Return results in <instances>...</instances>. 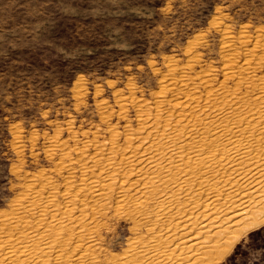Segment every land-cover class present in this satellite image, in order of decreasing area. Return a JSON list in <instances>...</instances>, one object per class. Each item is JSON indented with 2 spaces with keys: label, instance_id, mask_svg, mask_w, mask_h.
Segmentation results:
<instances>
[{
  "label": "rangeland",
  "instance_id": "obj_1",
  "mask_svg": "<svg viewBox=\"0 0 264 264\" xmlns=\"http://www.w3.org/2000/svg\"><path fill=\"white\" fill-rule=\"evenodd\" d=\"M239 138L264 144V0H0V264H264V220L227 242L264 212ZM223 173L248 193L221 215Z\"/></svg>",
  "mask_w": 264,
  "mask_h": 264
},
{
  "label": "bare ground",
  "instance_id": "obj_2",
  "mask_svg": "<svg viewBox=\"0 0 264 264\" xmlns=\"http://www.w3.org/2000/svg\"><path fill=\"white\" fill-rule=\"evenodd\" d=\"M239 118V117H238ZM195 125V124H194ZM193 126V125H192ZM193 128V127H192ZM224 131V130H223ZM225 132V131H224ZM231 133V132H230ZM224 134V133H223ZM235 135V134H234ZM188 136V135H187ZM230 135H228V137H229ZM232 136V135H231ZM231 136H230V138H231ZM203 138V137H202ZM205 138V137H204ZM227 138V137H226ZM233 138V137H232ZM228 139V138H227ZM241 138H239V139H235V140H232V139H230L231 140V143H232V145H230V146H227L226 144V146H222L220 149H217L218 151H219V153L222 151L223 153H226L227 154V156L228 157H231L232 158V162H234L235 163V167H234V170H239L240 169V167L243 165L242 163L244 162V159L246 158V157H248V156H251V158H250V160H251V162L252 163H254V164H257V165H262L263 167H264V158L260 155V154H264V144H262V143H258L257 141V145L256 144H254V143H252L251 142V140H249L247 143H245V144H243L244 142H246V141H241L240 140ZM245 139V138H244ZM229 140V139H228ZM193 141V140H192ZM224 141V140H223ZM225 141H226V139H225ZM224 141V142H225ZM229 142V141H228ZM226 143H227V141H226ZM224 144V143H223ZM259 145H260V147H259ZM160 147V146H159ZM156 148V147H155ZM160 149H162V146H161V148ZM254 149H257V151L259 152V154H256V155H253V150ZM216 150V151H217ZM217 151V152H218ZM212 152V151H211ZM160 153V152H159ZM211 154V153H210ZM213 154H215V153H213ZM208 156V155H207ZM237 156H240V157H237ZM245 156V158H242V157H244ZM239 158V159H238ZM242 158V159H241ZM210 161V160H209ZM204 162V161H203ZM206 162V161H205ZM204 162V163H205ZM158 163V162H157ZM202 163V162H201ZM160 164V163H159ZM203 165V163L201 164V166ZM206 165V166H205ZM204 166H205V169H203V174L205 173V171H213L214 170V168L216 167V162L214 161V162H209V164H207V162H206V164H205ZM201 168H204V167H201ZM180 171V170H179ZM184 171V170H183ZM182 171V172H183ZM191 170H189V172H190ZM193 171V170H192ZM191 171V172H192ZM188 173V172H187ZM168 174H169V172H168ZM167 174V175H168ZM190 174H195V172H193V173H189L188 175L190 176ZM196 175V174H195ZM191 176H193V175H191ZM255 176V174H250L249 172H247V173H245V174H242L241 175V178L244 180V181H246V183H245V185H247V184H249L250 183V180H251V178H253ZM207 177V176H206ZM205 177V179H203L202 181L204 182V183H206L207 181H208V179L209 178H206ZM222 178H223V184H222V186L220 187V186H218V184H215V183H213V186L209 183V185L210 186H212V187H210L209 189H206V187L205 186H203V184H202V187H203V190H201V192L202 191H204L205 192V200L203 199V203H202V200H201V205L203 204L205 207H206V210L207 209H209V210H211V212H216V213H221V215H223V214H225V213H227V212H229V210L230 211H236V210H239V208L241 209V208H243V199H244V196L248 193V191H246V187H244V185H243V181H241V182H238V181H235V182H231V180H230V176L229 175H227V174H222ZM183 179V178H182ZM189 179V178H188ZM241 179V180H242ZM212 180V179H211ZM215 181V180H214ZM216 181H217V179H216ZM215 181V182H216ZM219 181V180H218ZM217 181V182H218ZM220 181H222V179L220 180ZM219 181V182H220ZM181 182H185V180H182V181H179L178 183H177V189H182L184 186V184H182ZM189 182V181H188ZM191 182V181H190ZM209 182H210V180H209ZM179 185V186H178ZM190 185H192V184H190ZM188 183H186L185 182V186H187L188 187V190H190L191 189V186H190ZM206 185V184H205ZM208 185V184H207ZM208 185V186H209ZM226 186H228V187H226ZM186 187V188H187ZM186 188H184L185 189V191H186ZM188 190L186 191V192H188ZM192 190V189H191ZM162 190H160V192H161ZM185 192V193H186ZM204 192H203V194H204ZM165 193V192H164ZM188 194H191L190 192L188 193ZM185 195H187V194H185ZM193 194H191V196H192ZM190 196V195H189ZM172 197V196H171ZM200 198V197H199ZM219 198H223V200L220 202V203H217V202H215L216 200H218ZM173 199H175V198H173ZM199 200L200 199H195V201H193V207H195V206H197L198 204H200V202H199ZM163 201V203L165 204H171V202H172V199L171 198H169V196L168 195H165V197H164V200L163 199H161V201H159V202H162ZM179 201V200H178ZM177 201V202H178ZM175 202V201H174ZM175 204H177V203H175ZM180 204V203H179ZM162 205V204H161ZM161 205H160V207H161ZM187 204H185V206H186ZM162 209H163V207H161ZM175 208H177V209H175V211L174 212H176V213H179V216L181 217V218H183V217H186L187 216V213H186V209H185V207L184 206H181L180 205V207H175ZM263 208V210H264V206L262 207ZM171 209V208H170ZM169 209V210H170ZM159 210V209H158ZM261 210V209H260ZM253 211V212H251L250 214H249V216L248 215H246V217H248V218H246V221H245V223L241 226V227H236V228H234L233 230H231V234L230 235H227V242L228 243H231L232 241H234L236 238H238L244 231H246V230H248V229H250V228H252V227H254V226H256V225H258L260 222H262L263 220H264V217H263V214L262 213H264L263 211ZM235 214H237V213H235ZM231 216L232 215H226V216H220V218H222V221L224 220V219H227V221H231ZM198 219H197V217H195L194 216V219L192 220V222L195 224V223H197L198 221H197ZM212 222V221H211ZM210 222V223H211ZM202 225V224H201ZM211 235H212V233H211ZM216 235H218V233L216 234ZM17 244V243H16ZM52 246V245H51ZM23 248V247H22ZM21 248V249H22ZM27 248V247H26ZM51 248H49V250H50ZM14 250V249H13ZM25 250V249H24ZM135 250V249H134ZM143 250H145V249H143ZM14 254H15V252H13ZM138 253V252H137ZM32 256V255H31ZM34 256V255H33ZM58 255H56V257H57ZM60 256H61V254H60ZM22 258V257H21ZM66 259V258H65ZM27 260V259H26ZM67 260V259H66ZM32 261V260H31ZM57 261V260H56ZM60 261H62V259L60 260ZM64 261V260H63ZM17 262V261H16ZM29 262V261H28ZM42 262V261H41ZM58 262V261H57ZM148 262H149V260H148ZM26 263V262H25ZM65 263H66V261H65ZM77 263V262H76ZM78 264V263H77Z\"/></svg>",
  "mask_w": 264,
  "mask_h": 264
},
{
  "label": "trees",
  "instance_id": "obj_3",
  "mask_svg": "<svg viewBox=\"0 0 264 264\" xmlns=\"http://www.w3.org/2000/svg\"><path fill=\"white\" fill-rule=\"evenodd\" d=\"M253 233H254V231L250 232L249 235H252ZM260 248L264 250V240H263V243L261 244ZM234 255H235V252H234Z\"/></svg>",
  "mask_w": 264,
  "mask_h": 264
}]
</instances>
